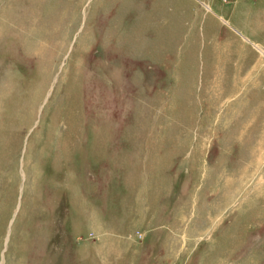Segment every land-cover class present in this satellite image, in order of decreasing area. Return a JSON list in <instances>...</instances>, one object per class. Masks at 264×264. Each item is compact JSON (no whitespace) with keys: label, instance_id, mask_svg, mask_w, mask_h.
I'll use <instances>...</instances> for the list:
<instances>
[{"label":"rangeland","instance_id":"rangeland-1","mask_svg":"<svg viewBox=\"0 0 264 264\" xmlns=\"http://www.w3.org/2000/svg\"><path fill=\"white\" fill-rule=\"evenodd\" d=\"M0 264H264V0H0Z\"/></svg>","mask_w":264,"mask_h":264}]
</instances>
